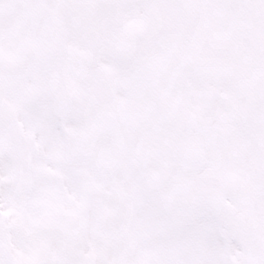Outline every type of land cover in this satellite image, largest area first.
<instances>
[{
    "label": "snow or ice",
    "instance_id": "1",
    "mask_svg": "<svg viewBox=\"0 0 264 264\" xmlns=\"http://www.w3.org/2000/svg\"><path fill=\"white\" fill-rule=\"evenodd\" d=\"M0 264H264V0H0Z\"/></svg>",
    "mask_w": 264,
    "mask_h": 264
}]
</instances>
